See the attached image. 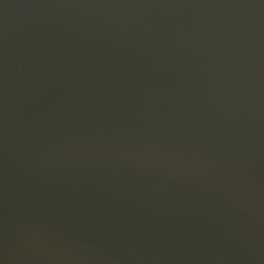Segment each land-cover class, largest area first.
<instances>
[{
    "label": "water",
    "instance_id": "water-1",
    "mask_svg": "<svg viewBox=\"0 0 264 264\" xmlns=\"http://www.w3.org/2000/svg\"><path fill=\"white\" fill-rule=\"evenodd\" d=\"M0 264H264V0H0Z\"/></svg>",
    "mask_w": 264,
    "mask_h": 264
}]
</instances>
